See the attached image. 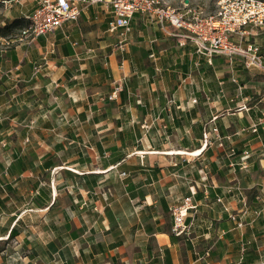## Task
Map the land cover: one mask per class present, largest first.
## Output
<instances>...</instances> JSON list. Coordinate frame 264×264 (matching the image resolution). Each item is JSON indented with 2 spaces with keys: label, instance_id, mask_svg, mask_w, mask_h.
Wrapping results in <instances>:
<instances>
[{
  "label": "crops",
  "instance_id": "1",
  "mask_svg": "<svg viewBox=\"0 0 264 264\" xmlns=\"http://www.w3.org/2000/svg\"><path fill=\"white\" fill-rule=\"evenodd\" d=\"M80 11L0 37V264H234L242 247L241 264L264 262V70L208 61L139 14L109 34L106 1ZM248 40L264 66V28Z\"/></svg>",
  "mask_w": 264,
  "mask_h": 264
},
{
  "label": "built area",
  "instance_id": "2",
  "mask_svg": "<svg viewBox=\"0 0 264 264\" xmlns=\"http://www.w3.org/2000/svg\"><path fill=\"white\" fill-rule=\"evenodd\" d=\"M20 1L2 0V3L11 6L20 4ZM104 1L112 10V19L107 28L109 34L117 33L125 39L131 29V19L139 14L155 21L162 29L168 24L173 30L168 34L176 36L180 46L192 44L195 53L207 57L208 61L215 56H224L229 62L239 57L245 67L264 70L259 45L248 40L252 29L264 28L262 0H217L216 10L210 14L189 4L171 8L163 0H37L35 8L23 15L29 24L20 31L19 37L30 42L38 35L55 32L66 21L76 20L80 16L82 4ZM114 96L115 91L108 99ZM216 130L213 128V131ZM247 156L245 154L244 157ZM120 176H125V172H120ZM194 208L191 197L185 198L180 207L173 208L171 234L179 236L187 232L189 225L185 216L189 209ZM240 225L242 221H239ZM240 250L243 253L234 264L242 262L244 248ZM152 264H164V260L159 256Z\"/></svg>",
  "mask_w": 264,
  "mask_h": 264
},
{
  "label": "rangeland",
  "instance_id": "3",
  "mask_svg": "<svg viewBox=\"0 0 264 264\" xmlns=\"http://www.w3.org/2000/svg\"><path fill=\"white\" fill-rule=\"evenodd\" d=\"M163 1L165 4L169 5L171 8L172 7L180 8L183 4H189L190 6L195 7V8H199L200 10L204 11L205 13H209V14L214 13V11L216 10L215 5L217 2V0H163ZM262 1H264V0H262ZM16 5H19V4H12L11 6H6L5 4L2 3V0H0V30L5 26V24H7V17H6L7 12L10 9H12L13 7H15ZM21 19H22V22H21L20 26H15V27L9 28L6 35L5 36L3 35L4 37L2 36V31H1L0 37L5 40V39H16L18 36H20V34H21L20 31L26 27V26H24L26 23L25 19L23 17H21ZM216 134H217V136H216ZM210 140L212 143L222 141L221 135L218 132V129L216 131H212V133L210 135ZM232 155H231V157H232ZM184 156L191 158L193 155L192 156L184 155ZM234 167H235V170H237V166H234ZM7 242L9 244L10 249L17 245L13 241L10 242V239ZM1 245L2 244H0V247H1ZM238 250H239V248H238ZM245 252H246V250L244 249V253ZM241 253H243V251L238 252L237 254L240 255Z\"/></svg>",
  "mask_w": 264,
  "mask_h": 264
},
{
  "label": "trees",
  "instance_id": "4",
  "mask_svg": "<svg viewBox=\"0 0 264 264\" xmlns=\"http://www.w3.org/2000/svg\"><path fill=\"white\" fill-rule=\"evenodd\" d=\"M26 21V23H25V25L24 26H28V24H29V22L27 21V20H25ZM21 22H22V19L20 18V19H14V20H12L11 22H9V23H7V24H5V26L0 30V32L2 31V36L4 35H6V33H7V31H8V29L9 28H11V27H15V26H20V24H21ZM4 33V34H3ZM1 35V34H0ZM3 36V37H4ZM15 228L16 227H12V229L10 230V232H9V234H8V238H12V236H14V235H16V230H15Z\"/></svg>",
  "mask_w": 264,
  "mask_h": 264
},
{
  "label": "bare ground",
  "instance_id": "5",
  "mask_svg": "<svg viewBox=\"0 0 264 264\" xmlns=\"http://www.w3.org/2000/svg\"><path fill=\"white\" fill-rule=\"evenodd\" d=\"M202 151L201 150H193L192 152L188 151H183V150H177L176 152L173 151H166L167 154H182V155H188V156H195L200 154ZM8 238V237H7Z\"/></svg>",
  "mask_w": 264,
  "mask_h": 264
}]
</instances>
